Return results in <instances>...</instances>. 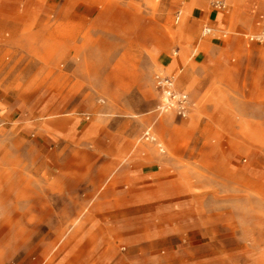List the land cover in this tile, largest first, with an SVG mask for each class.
Here are the masks:
<instances>
[{"label":"rangeland","instance_id":"1","mask_svg":"<svg viewBox=\"0 0 264 264\" xmlns=\"http://www.w3.org/2000/svg\"><path fill=\"white\" fill-rule=\"evenodd\" d=\"M223 1L236 25L215 38L212 30L206 38L214 45L201 48L188 38L191 18L177 30L183 0H0V264H27L44 242L59 248L93 212L140 225V212L154 213L156 201L123 200L181 171L208 183L189 193L204 201L212 221L211 234L193 240L212 249L196 247L194 257L264 264V137L225 138L208 110L188 118L162 112L155 89L156 76L167 75L151 53L157 43L162 56L175 57L188 42L187 63L200 78L208 77L203 68L220 65L199 63L201 52L223 50L234 38L249 52L264 49V0ZM146 88L154 96L143 95ZM73 127L77 137H65ZM148 129L165 152L145 139ZM141 157L181 170L157 176L149 167L155 172L146 184H119Z\"/></svg>","mask_w":264,"mask_h":264},{"label":"crops","instance_id":"2","mask_svg":"<svg viewBox=\"0 0 264 264\" xmlns=\"http://www.w3.org/2000/svg\"><path fill=\"white\" fill-rule=\"evenodd\" d=\"M181 8L185 18L177 30L185 26L187 18L192 19L188 32V38L194 39L191 46L205 48L214 45L218 34L236 25L235 13L227 15L225 11L215 9L210 0H183ZM202 26L213 30L214 38H206L208 34L204 29L203 36L198 39ZM234 39L233 44L220 48L223 50L213 48L209 54H197L198 62L201 60L199 63L220 62L219 66L203 68L208 76L204 78L197 77L187 63L188 42L175 57L162 56V44L159 43L151 53L157 56L162 71L176 79L178 90L190 96L189 116L197 117L201 110H208V114L219 118L223 128L221 135L225 138L233 137V133L261 138L264 137V49L256 46L253 52H249L244 50L246 42L243 38ZM239 48L243 50L238 51ZM233 53L237 55L234 61L231 58ZM142 93L154 96L152 88L142 89ZM233 124H240V129L231 130ZM89 134L87 131L80 137ZM65 137H77L74 127L65 132ZM149 167H157V176L164 175L169 169L181 170L179 165L166 163L162 158H156V162L150 165L141 157L135 165L118 175L119 184H146L155 172L148 173ZM207 185V182L188 178L184 171L178 178H158L156 190H142L123 200L129 204L156 201L154 213L140 212L144 219L140 225L111 221L114 212H93L86 221L72 228L68 242L60 244L59 248L53 249L51 242H44L41 248L34 245L27 264H211L210 255L198 259L193 255L196 247L212 249L211 244L193 241L196 236L211 234L208 229L212 221L206 213L204 201L189 196L192 188ZM99 218L109 220L97 221ZM123 242L127 248H118ZM215 248L220 246L216 244Z\"/></svg>","mask_w":264,"mask_h":264},{"label":"built area","instance_id":"3","mask_svg":"<svg viewBox=\"0 0 264 264\" xmlns=\"http://www.w3.org/2000/svg\"><path fill=\"white\" fill-rule=\"evenodd\" d=\"M210 2L215 9L224 10L227 8L223 0H210ZM180 15L181 13L179 12L177 20H179ZM210 33L211 29H205V34ZM251 39L253 40L254 38ZM257 39L261 40L262 38L258 37ZM155 79L156 88L161 96L159 110L162 112L172 111L181 118H187L192 105L190 96L178 90L176 79L173 76L157 75ZM145 139L149 142L156 143L159 150L165 152L163 144L158 142L151 129L145 132Z\"/></svg>","mask_w":264,"mask_h":264}]
</instances>
